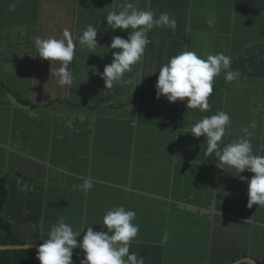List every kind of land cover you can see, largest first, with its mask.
Returning <instances> with one entry per match:
<instances>
[{"label": "crops", "instance_id": "0c3cea01", "mask_svg": "<svg viewBox=\"0 0 264 264\" xmlns=\"http://www.w3.org/2000/svg\"><path fill=\"white\" fill-rule=\"evenodd\" d=\"M124 2L0 0V180L9 190L0 201V264H39L36 249L59 218L74 230H98L119 206L136 213L140 235L130 252L144 264H264V205L249 208L247 182L218 169L204 137L189 133L224 111L222 142L248 128L253 153L264 155V0H129L168 13L177 26L149 30L151 44L125 73L133 83L105 89L93 71L102 73L119 51L107 49L114 36L128 38L105 21ZM88 25L98 28L99 48L79 44ZM65 29L81 33L72 38L73 83L60 86L52 74L59 62L38 57L35 38L61 39ZM182 51L224 53L228 70L240 73L230 82L224 70L214 78L206 112L156 98L158 69ZM86 178L87 193L76 187Z\"/></svg>", "mask_w": 264, "mask_h": 264}, {"label": "clouds", "instance_id": "9594fccd", "mask_svg": "<svg viewBox=\"0 0 264 264\" xmlns=\"http://www.w3.org/2000/svg\"><path fill=\"white\" fill-rule=\"evenodd\" d=\"M105 21L113 31L119 29L129 32L127 39L113 37L107 49L119 51L112 52V61L105 65L102 73L96 69L93 71L104 81L105 89H111L116 84L131 85L133 83L132 79H125V73L132 71L133 65L141 60L146 48L151 44L152 41L147 36L149 30L154 27L175 30L177 26L175 19L168 13L157 16L153 11L139 9L129 0H125L118 12H109ZM207 22L209 27H213L215 18L210 17ZM97 30V27L88 25L79 38V44L89 49L99 48ZM79 33L81 31L75 30L70 34L65 29L61 39L55 37L41 39L39 36L35 38L37 56L49 62H59L56 71L52 74L57 78L60 86L73 83L68 69L75 54L72 38ZM230 67L231 57L224 53L209 54L203 58L193 51H182L158 69L159 75L155 85L156 98L159 100L164 97L170 103L186 100L187 109L198 108L201 112H206L209 110L208 98L213 92L214 78L222 70L225 71L226 81L230 82L239 77V71H230L228 70ZM95 111L89 110L81 116ZM229 124V115L220 111L195 122L189 133L194 138L204 137L205 155L214 154L218 169L224 172L234 169L239 173L236 176L242 182H247L249 208L253 205H264V155L253 153L250 140L252 132L248 131V128L243 129L244 136L241 138L231 143H223ZM255 126L253 121L250 127L255 128ZM107 133L108 128L93 134L107 135ZM96 140L99 139L93 138L91 142ZM245 171L253 174L250 179L240 175ZM76 187L87 193L93 188V183L86 178ZM8 199L7 183L5 179H2L0 180V201L4 204ZM136 220L135 211L126 210L123 206L107 211L103 217L102 228L98 230H94L92 226L82 231L74 230L61 217L51 227L48 238L43 240L36 249V259L39 264H76L75 261L73 262V255L78 257L83 255L80 264H144V258L138 252H130V246L140 235ZM167 239L168 236L165 233L164 242Z\"/></svg>", "mask_w": 264, "mask_h": 264}, {"label": "water", "instance_id": "95a60500", "mask_svg": "<svg viewBox=\"0 0 264 264\" xmlns=\"http://www.w3.org/2000/svg\"><path fill=\"white\" fill-rule=\"evenodd\" d=\"M252 260H253L254 264H257V263H256V261H255L254 259H252ZM245 262H246V261H240V262H239V263H237V264H242V263H245ZM248 262H250V263H253V262H252V261H250V260H249Z\"/></svg>", "mask_w": 264, "mask_h": 264}, {"label": "rangeland", "instance_id": "374dc122", "mask_svg": "<svg viewBox=\"0 0 264 264\" xmlns=\"http://www.w3.org/2000/svg\"><path fill=\"white\" fill-rule=\"evenodd\" d=\"M86 166L79 167V170H83Z\"/></svg>", "mask_w": 264, "mask_h": 264}]
</instances>
